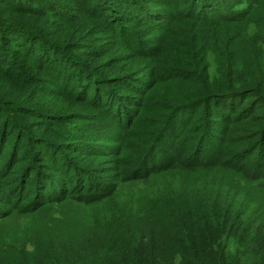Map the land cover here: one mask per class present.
Here are the masks:
<instances>
[{
    "label": "trees",
    "instance_id": "trees-1",
    "mask_svg": "<svg viewBox=\"0 0 264 264\" xmlns=\"http://www.w3.org/2000/svg\"><path fill=\"white\" fill-rule=\"evenodd\" d=\"M31 132L27 180L52 171L39 200L184 179L25 264H264V0H0L5 204ZM232 184L258 197L234 205Z\"/></svg>",
    "mask_w": 264,
    "mask_h": 264
},
{
    "label": "rangeland",
    "instance_id": "rangeland-1",
    "mask_svg": "<svg viewBox=\"0 0 264 264\" xmlns=\"http://www.w3.org/2000/svg\"><path fill=\"white\" fill-rule=\"evenodd\" d=\"M211 72L214 73V64L211 65ZM28 121H32V119L29 118ZM80 122L75 121V126H70V128L79 131L87 127ZM41 128L40 125L33 126L35 132L42 133ZM35 132H31V136L27 139L26 152H23V159L20 160V164L6 159L9 160V165H6L5 174L10 175L7 181L13 186V192L9 193V204L3 203L0 197V264L35 262L41 260L43 256L52 255V252L65 255L68 243L82 241L91 234L93 231L91 226L94 221L102 217L107 220H114L115 217L133 220V214L142 209V205L148 204L147 200L157 193L156 189L160 192L167 191L174 187L175 182H181L184 179V176L178 177L174 173L162 174L153 180L127 179L120 182L118 188L111 189L108 194L95 196L91 193L88 196L85 195V202L79 200V194H77V198H70L71 200H60V194H56V198L51 201L39 200L35 197L42 193L43 189L40 186L45 183L47 179L45 177L52 175V171L40 166L44 169L43 174L38 172L40 179L35 181L34 177H31L27 180L30 169L24 162H30L32 153H36L32 149L34 137L36 135L41 136L34 134ZM191 134L195 135L194 133ZM42 135L44 134L42 133ZM98 143L105 144L107 142ZM201 149L207 150L206 147ZM89 157L90 159L93 158L91 155ZM91 160L96 162L97 158L94 156ZM17 163L19 165L15 166ZM52 167L55 169L54 171L56 169L62 171L59 161L55 162ZM34 171L35 169L33 173ZM99 175L102 179H107L106 173ZM70 177L69 175L66 176L65 173L59 174L55 181L48 184L46 193H52L57 181L58 184L61 182L66 185L67 181L72 184L70 179L74 178ZM185 179L190 180L191 191L197 178L186 177ZM230 188V195L235 196L234 205H245L249 203L248 200L252 201L258 197V194L250 193V190L244 185L232 184ZM43 191L45 193V190Z\"/></svg>",
    "mask_w": 264,
    "mask_h": 264
}]
</instances>
